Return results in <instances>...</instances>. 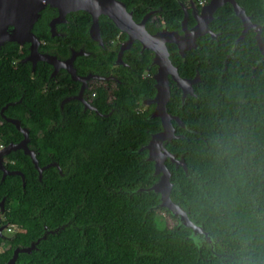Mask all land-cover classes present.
<instances>
[{"label":"trees","instance_id":"16d2710c","mask_svg":"<svg viewBox=\"0 0 264 264\" xmlns=\"http://www.w3.org/2000/svg\"><path fill=\"white\" fill-rule=\"evenodd\" d=\"M121 1L134 14L159 6L165 25L177 26L180 10L174 0ZM236 2L261 25L264 47L261 0ZM54 13L50 7L41 9L31 27L45 43L41 51L60 60L71 51H85L72 60L76 75L111 78L113 71L118 82L110 91L90 87L85 93L93 109L83 108L77 99L64 101L79 89L65 70L50 76L48 64L21 61L27 44L0 46V144L18 142L20 129L7 119L17 120L19 128L27 126V146L40 168L38 172L21 148L4 155V168L21 176L0 171V226L16 227L11 236L0 237V264L7 263L13 249L30 243L28 252L16 253L15 264H239L243 255L264 259V59L254 31L247 29L230 50L242 25L223 3L208 24L218 32L214 39L197 37L182 58L173 43L166 45L178 76H199L192 96L186 94L182 102L180 89L169 83L167 112L185 127L171 121L178 137L165 147L186 167L165 161L169 195L211 237L214 251L222 254L218 257L206 242L196 247L188 228L166 225L156 206L157 193L134 191L156 179L145 149L138 150L160 129L156 117L147 118L151 109L142 108L154 94L150 52L134 42L123 56L131 69H114L116 55L109 42L124 34L111 20L98 16L101 47L88 38L90 16L81 10L57 25L61 36L51 35L48 21ZM237 233L252 237L244 251Z\"/></svg>","mask_w":264,"mask_h":264},{"label":"water","instance_id":"95a60500","mask_svg":"<svg viewBox=\"0 0 264 264\" xmlns=\"http://www.w3.org/2000/svg\"><path fill=\"white\" fill-rule=\"evenodd\" d=\"M223 3H228L231 6L232 14L240 20L242 25V29L238 37L234 40L230 50H232L235 44L242 39V36L247 29H252L255 33L254 39L256 46L261 53V59H264V47L260 37L261 25L251 21L249 15L245 13L244 8L239 5L236 0H207V2L201 5L198 9L192 4V13L194 14L195 19L199 20L201 15L204 17L202 28L207 30V23L213 18V13L217 7ZM44 5L56 8V17L58 20H63L64 15L69 11L75 12L81 10L86 12L90 16L87 33L90 38L98 41L100 37L97 19L99 15H104L111 20L119 32L126 33V41L130 40V38H136L141 45L140 49H149L152 52L150 65H156V70L154 74H152L154 94L149 98L150 102L153 104V108L147 118L156 117L159 121L160 129L156 132L150 133L146 143L141 145L138 150L145 149L146 160L152 162L151 174L155 175L156 179L148 187H140L134 189V191H152L157 193L158 203L156 206L171 215H178L179 221L176 225H181L189 229L188 237L191 238L196 247H198L200 243H196L194 234L201 232L210 241L206 243L210 247L212 253L218 257H222L221 253L214 251L213 241L207 232L202 229L200 224L194 223L190 220L186 211L174 202L169 195L172 183L170 181V170L166 166L165 161L168 160L174 167L181 166L184 171L186 170V167L182 158H176L174 154L169 152L165 147L166 142L170 141L172 138L178 137L177 134H174V127L171 121L176 123L179 127H185L177 116L167 112L166 102L169 97L167 74L169 73L172 76L174 83L181 89V102L186 94H192L191 84L198 79L197 74H195L192 79H185L178 76L176 67L168 58L165 43L172 42L176 44L179 41V37L173 36L170 39H166L159 38V34L156 33L148 34L141 23L135 28L136 25L132 22L133 20L130 17V11H126L123 3L119 0H0V46L6 42H14L19 46L23 43H27L28 53L26 59L30 60V57L37 56L38 61H44L50 64L52 68L50 76L59 68H63L66 70L70 79L80 81L82 77L76 75L72 60L76 55L81 54V50L71 51L70 56L64 60L57 59L51 54L39 53L37 51L38 38L32 33L31 27L34 21L39 17V12ZM261 5L264 10V0H261ZM48 27L51 32L50 34H52V30L54 29L52 20L48 22ZM192 42L193 44L191 47H195L193 39ZM119 56L120 52L117 51L115 60H117ZM33 62L34 61H32L31 66H33ZM82 88V85H80L77 93L74 96L65 98L64 101L68 99H77L83 104V108L93 109L92 106L82 97ZM7 120L20 129L17 120ZM23 141L24 139L16 144H7L0 150V157L3 156V159L0 158V171L2 172V175L18 173L21 176L19 172L8 171L3 166L4 155L8 153L9 150L16 148H21L23 153L30 157L31 162L37 168L38 172L40 171V168L36 166L33 151L28 149ZM0 207L2 208V201H0ZM2 227H4V225L0 226V229ZM0 237L4 236L0 234ZM33 245L34 243H30L27 247H16L13 249L12 255L6 264H15L14 260L16 253L28 252Z\"/></svg>","mask_w":264,"mask_h":264},{"label":"flooded vegetation","instance_id":"af4514ba","mask_svg":"<svg viewBox=\"0 0 264 264\" xmlns=\"http://www.w3.org/2000/svg\"><path fill=\"white\" fill-rule=\"evenodd\" d=\"M119 1H121V0H119ZM174 1L177 3V6L180 10V17L175 19L177 26L171 27V28H169L165 25V22L162 18L163 11L161 10V8L159 6L154 7V8H148V9L144 10L141 14H134L133 13L134 12L133 7H131V6L126 7V5L122 1L121 2L123 3L125 10L130 11V17L133 20L132 22H134L136 25L135 28H137L138 25L141 23L144 30L148 34H155V33L159 34L158 35L159 38L170 39L173 36H178L179 37L178 43H176V44L173 43V45L175 46L174 52L182 58L184 56L185 51L194 48V47H191V45L193 44L192 39L194 41V44H195L196 38L201 36V35H206L209 39H214L213 37H216L218 32L215 33V31H213L212 29H210L208 27L209 22L207 23V30L202 28V23H203V18H204L202 15H201L199 20L195 19L194 14L192 13L191 3L194 4V7L197 9L201 5H203V3L199 5V4H197V1L195 2V0H174ZM206 2H207V0H205L204 4ZM45 7H49V6L44 5L42 10ZM50 8H53L55 11V13L49 19V21L50 20L53 21V25L55 28L52 30L51 35L61 36L62 33L57 29V25L65 24L66 23L65 16L67 14H69L71 11L67 12L64 15L63 20H58L56 17V15H57L56 8L55 7H50ZM125 28H126V26H125ZM165 31H168V32H165ZM130 33H132V32H130ZM123 34H124V38L119 39V37L116 36L114 39L110 40V42H109L110 45L108 46V48H112L115 51V55H116L117 51L120 52L119 58L117 60H115V58H114V61L112 62V66L114 69L119 68V67L131 69V66L129 65V63L123 59L124 58L123 56L126 54V51L132 47L134 42H137L139 47L141 46L139 41L136 38H130V40L126 41L127 35L124 32H123ZM88 38H90L89 35H88ZM90 39L95 41L99 46L102 47L101 38L99 39V41L94 40L92 38H90ZM41 42H43V43H41ZM169 43L172 44V42H166L165 46ZM23 44H27V43H23ZM44 44H45L44 41H42L38 38L37 51L39 53H47V52L41 51V45L43 46ZM22 45H20V46L18 45V46L21 47ZM166 48H167V46H166ZM146 50H148L150 52V58H151L152 52L149 49H146ZM167 52H168V57H169L170 52L168 50H167ZM81 53L84 55L87 54V52H85V51L84 52L81 51ZM26 57H27V55L21 61H23V62L27 61L30 63V65L32 64V61H34L33 65L36 62H40V61H38L37 56L36 57L35 56L30 57V60L29 59L27 60ZM41 62H44V61H41ZM44 63H46V62H44ZM46 64H48V63H46ZM48 65L50 66V64H48ZM149 65H150V63H149ZM59 69H63V68H59ZM63 70H65V69H63ZM155 70H156V65H150L149 71H151V77H152V74H154ZM109 74L112 75L111 78H106L105 76H94L93 73L90 74L88 72H84V75H80V77H82L80 81L75 80L79 83L78 88L80 87V85H82V87H83L82 88V97L84 98V100H86V101L90 100V98H87V94L85 92L90 87H92L94 85H102L103 87H106L108 91H110L111 89L116 87V84L118 82V78L116 77V74H114L113 71H110L108 73V75ZM167 76H168V83H170V86H175V87L179 88V86H177L174 83V80L169 73L167 74ZM194 76H195V74H193L191 77L185 78V79H192V78H194ZM182 78H184V77H182ZM198 79H199V76H198ZM198 79H197V81H198ZM196 82L192 83L191 86L193 84H195ZM180 92H181V89H180ZM192 94H190V95L192 96ZM107 100H109V98ZM148 107L150 109L153 108V104L150 102L149 98H147L144 101L142 108L147 109ZM88 111H90V110H88ZM25 117H26V115L24 113L20 114L21 120H24ZM26 128H27V126H22V128L20 127L19 135H21V136H20L18 142H20V141H22V139H24L23 143L25 144V146L27 148H29L27 146L28 137H27ZM37 135L40 136V133H38ZM8 144L12 145V144H16V143L10 142ZM0 146L3 147L4 145L0 144ZM58 173L60 174L61 172L59 171ZM0 211H1V207H0ZM1 215H2V213L0 212V220L2 219Z\"/></svg>","mask_w":264,"mask_h":264},{"label":"rangeland","instance_id":"374dc122","mask_svg":"<svg viewBox=\"0 0 264 264\" xmlns=\"http://www.w3.org/2000/svg\"><path fill=\"white\" fill-rule=\"evenodd\" d=\"M191 5H192V3H191ZM2 148L3 147L0 146V150ZM0 158L3 159V156L0 157ZM159 209L160 210H158V212L164 217L167 226L170 227V226L176 225L178 223L179 219H178V215L177 214L171 215L170 213H167V212L165 213L163 209H161V208H159ZM13 232H14V230H12L11 226H9V225H4V227H2L0 229V234H2L4 237L11 236ZM194 239H195V241H196L197 244H199V243L201 244L203 242H210L208 240V238L205 235H203L201 232L195 233L194 234ZM4 247H6V244L5 243H3L1 245V249L4 248Z\"/></svg>","mask_w":264,"mask_h":264},{"label":"clouds","instance_id":"9594fccd","mask_svg":"<svg viewBox=\"0 0 264 264\" xmlns=\"http://www.w3.org/2000/svg\"><path fill=\"white\" fill-rule=\"evenodd\" d=\"M240 244L241 251L247 249L248 244L251 242L252 237L249 235H242L237 233L235 237ZM239 264H264V259L253 258L251 255H243L239 261Z\"/></svg>","mask_w":264,"mask_h":264},{"label":"built area","instance_id":"2783aa9c","mask_svg":"<svg viewBox=\"0 0 264 264\" xmlns=\"http://www.w3.org/2000/svg\"><path fill=\"white\" fill-rule=\"evenodd\" d=\"M204 2H205V0H197L198 4H202ZM41 43H43V42H41ZM9 226H11L12 230H14V231L16 230V227L14 225H9Z\"/></svg>","mask_w":264,"mask_h":264}]
</instances>
